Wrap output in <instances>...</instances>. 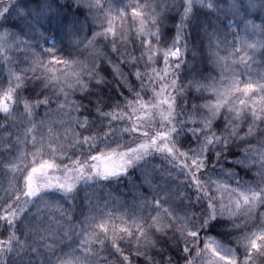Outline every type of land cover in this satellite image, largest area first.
Returning <instances> with one entry per match:
<instances>
[{"label": "snow or ice", "instance_id": "6c2138e0", "mask_svg": "<svg viewBox=\"0 0 264 264\" xmlns=\"http://www.w3.org/2000/svg\"><path fill=\"white\" fill-rule=\"evenodd\" d=\"M0 264H264V0H0Z\"/></svg>", "mask_w": 264, "mask_h": 264}, {"label": "trees", "instance_id": "16d2710c", "mask_svg": "<svg viewBox=\"0 0 264 264\" xmlns=\"http://www.w3.org/2000/svg\"><path fill=\"white\" fill-rule=\"evenodd\" d=\"M126 183L127 181L112 185L111 192L113 196H119L121 199H124L128 195L127 188L125 187Z\"/></svg>", "mask_w": 264, "mask_h": 264}]
</instances>
